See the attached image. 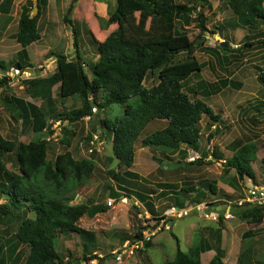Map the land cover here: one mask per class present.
<instances>
[{"label": "trees", "instance_id": "16d2710c", "mask_svg": "<svg viewBox=\"0 0 264 264\" xmlns=\"http://www.w3.org/2000/svg\"><path fill=\"white\" fill-rule=\"evenodd\" d=\"M207 1L199 0V4L191 6L175 0H116V7L113 4L114 8L111 7L108 11L107 27L111 33L98 44L99 58L90 65L92 75L89 76L85 71L87 63L82 59L75 39L76 58L68 59L63 54L55 53L57 71L47 78L26 81L24 84L27 85L28 97L42 98L45 103L52 105L54 88L60 85L61 101L80 98L81 106L65 108L64 116L59 115V119L71 125L87 117L95 119L100 115V125L92 126L93 133L84 141L89 146L90 142L96 146L101 145L100 138L105 135L112 147L114 158L118 161L119 169H124V174L128 177L135 176L132 167L135 164V147L139 140L142 148H160L162 151L173 152L185 146L187 149L197 150L202 139L203 118L207 117L212 123L221 121V116L205 101L192 99L183 90V84L190 76L203 71V64L194 56L195 49L200 47L204 52L220 58L219 51L205 46L207 42L205 35L215 33L209 30L207 25L209 17L203 11ZM225 1L232 13L244 21L245 26L252 29L264 24V0ZM47 3L48 0H39V12L33 18L29 14L33 7L32 1L22 12L16 35V40L22 46L16 67L21 70L31 66L27 48L41 38L39 20ZM208 8L211 9V6L208 5ZM194 14L197 15L199 29L197 41L191 40L187 32L179 31L176 25L174 26V23L181 19L189 24ZM148 20H151L152 28L145 25ZM64 21L72 24L67 16L64 17ZM134 27L140 30L142 35L134 31ZM256 44H264V39L247 42L245 47ZM221 45L223 52H231L226 41ZM183 54L186 59L178 60ZM9 68V62L0 60V72L5 73ZM156 72L157 85L147 88L146 79ZM9 81L8 76L0 77L3 96L9 89ZM259 81L264 84V71L260 73ZM226 83L228 82H223V85ZM2 102L8 109L18 113V120L21 119L24 125L30 126L37 138L28 144L19 143L8 140L0 131V222L6 223V219L12 221L21 219L13 239L7 242V247L3 248L4 245H0V264L13 262L15 254L14 262L17 263L23 255L20 246L24 245L28 249L25 264L73 262L79 264L78 259H68L70 262H66L58 253L56 241L62 234H85V230L79 226L80 220L88 214L104 212L108 208L103 205L91 208L88 201L76 200L78 190L86 186L94 175L97 150L92 146L94 152L90 158H76L70 150L76 133L64 127L62 130L65 136L61 143L68 150L55 158H49L48 149L53 142L50 137L55 133L48 122L49 117H54L49 113L52 111L48 112L47 107L8 95L2 98ZM113 106H120L123 111L121 115L109 119L104 113ZM13 119L17 120L16 114L13 115ZM157 119L167 121V126L141 138L145 128ZM212 138L214 134L208 136V140ZM78 148L82 149L81 146ZM257 152L256 143L249 141L242 146L239 143L236 153L226 161L224 174L234 169L240 180L248 176L256 182L252 162L256 160ZM223 155L219 148L215 149L216 159H223ZM9 156L15 157L12 167H9L6 161ZM262 164L264 165V158ZM109 173L113 177L117 175L116 172ZM128 182H123L124 185L118 187L134 195L133 191L125 187ZM158 187L165 189L163 195H168L172 185L158 184ZM195 188L181 187L178 195L172 192L171 196L167 197H170L174 204L168 208L175 207L179 211H188L190 208L184 203L188 201L191 189ZM110 191L111 196L118 200L119 194L112 186ZM184 195L188 197H182ZM244 205L235 215L238 220L248 224L264 222V205L251 203ZM146 207L153 208L148 202ZM207 212L211 213L210 210ZM31 214L34 218L30 217ZM153 215L154 221L151 220L150 223L154 224L139 227L132 242L142 238L144 231L155 229L161 220L165 219L157 217L154 213ZM219 219L222 229L224 218L220 216ZM221 229L218 232L219 241L222 238ZM248 233L249 236L245 235V238L252 237L253 233L251 231ZM88 235L93 236L91 233ZM173 238L177 245L176 254L173 260L167 261L166 264H201V254L205 250H211L208 245L205 244L204 248L197 243V246L186 253L182 250L180 239L174 234ZM151 246V242L146 243L147 249ZM215 250L216 254L209 264H224V250L218 244ZM246 250L247 247L244 249L243 246L240 258L244 257V260L248 255ZM104 258L93 254L84 256L82 260L96 259L101 262L100 264H104ZM240 258L239 264L250 262L249 258L246 263ZM147 261V264H152L149 259Z\"/></svg>", "mask_w": 264, "mask_h": 264}, {"label": "rangeland", "instance_id": "374dc122", "mask_svg": "<svg viewBox=\"0 0 264 264\" xmlns=\"http://www.w3.org/2000/svg\"><path fill=\"white\" fill-rule=\"evenodd\" d=\"M175 1L178 3L189 4L191 6L194 4H199V0ZM65 3L67 6L62 5V8L64 9L61 11V6L58 8L54 6L52 8L50 12L52 22L49 20L45 26V38L30 46V53H33L31 55L32 58H30V69L34 70L36 73L34 72L35 74L27 80H37L53 75L57 71V62L56 59H51H53L56 54H63L68 59H72L71 57L73 56V59H75V39L79 45L82 59L87 63L84 67L85 71L89 76L92 75V69L90 65L96 62L99 58L98 44L109 33H111L107 27V20L109 19L108 11L111 7H116V0H68ZM100 3H105L106 5L102 4L103 8L101 9L98 6L101 5ZM208 5L211 6V9L208 8ZM106 6L108 11L103 14L102 12L106 10ZM228 9L229 8L225 0L207 1L203 11L209 17L207 22L209 30L214 31L215 33L212 34L211 32L210 34L205 35L207 39L205 46L219 51L220 58L218 59L214 55L204 52L200 47L195 49L194 56L203 64V71L190 76L188 78L189 80L183 84V90L190 95V98L202 99L207 104L208 102L209 104H212V102L224 96V94L230 98L235 96L239 100H246L251 97L257 99L258 96H264V84L259 81V75L262 71H264V44H256L252 47H245L246 42H252V40L249 39L250 36L247 35L252 31H248L245 28L247 26L244 25V21L241 20V18L239 19V17L235 16L234 13L229 14L230 12ZM65 16L70 18V22L72 24L66 23L63 20V17ZM196 18L197 15L194 14L190 18L189 24H186L184 19H181L176 21L174 26L176 25V28L179 31L187 32L191 40L197 41L199 40V29ZM221 19L223 20L219 21ZM48 24H50V28H48ZM145 25H150V28H152L151 20L146 21ZM133 30L141 34L140 30L138 31L136 27H134ZM252 39L255 41L259 39L263 40L264 37L257 35ZM224 41L229 44L231 52L222 51L221 48L223 46L221 44ZM245 58L248 59L246 66L243 65ZM45 59L47 60L43 62ZM180 59L185 60V54L180 55L178 60ZM16 62L17 61H9L10 68L5 73L0 72V77L12 75V68L16 67ZM21 80H24V78ZM25 82L26 80L23 81L25 88L24 86L18 85L17 81L11 83L9 89L4 92V96L0 89V131L5 138L25 144H28L37 138V135H35L30 126L24 125L21 119L18 120V113H15L14 110L11 111L3 104L2 98H5L6 95H8L18 99L21 98L38 106L47 107L48 112L52 111L49 113L50 115H54V117H49L48 122L50 125H52V129H54V126H60L61 130L58 131V136L53 138V142H51L49 146V158H55L57 155L68 150V148L61 143V139H64L65 136L62 130L64 127L69 128L76 133V137L72 140L73 147L70 148L76 158H90L94 152L92 146L97 150L96 170L93 177L87 182L88 184L84 186L80 197L81 195H84L83 198H87L86 201L89 202L91 208H95L98 205H103L104 207L107 206L108 208L105 209L104 212L100 211L96 212L95 214H88L82 218V220H80L79 226L85 230V234L81 235L68 233L59 236L60 238H58L56 241L57 250L65 261L67 259H78L79 261H82L84 256L97 254L98 257H100V255L105 257L103 262L104 264H139L140 261L142 262L141 264H144L146 259L152 260L154 264H166L167 261L164 263L165 259L172 258L173 256L175 257L176 254L177 245L173 238V234L180 239L182 250H185L186 253H189L195 246H197V243L205 248V241H213L212 238H209V235L214 234L221 229L219 225V217L222 216L224 219L228 218L230 220L233 230L236 228V232L234 233L235 245L233 250H237L238 247L240 249L242 245L244 246V249L247 247L246 251L248 255L245 256V260L243 259L244 257H241L240 260L243 259L246 263L249 258L250 262L247 264H264V222L261 224L249 225L233 216L234 211L235 214H237L239 209L245 206L244 199L246 197L244 199H239L236 203L234 202L233 205L231 204L230 208H232V211L230 213L226 214L227 207L226 209L225 207H221L220 210H213L215 212H207L206 207L209 208V205L205 203L214 202L216 198L212 197V195H214V191L212 190L214 185L217 186L219 184L218 181L228 184L227 180L232 178V175H229V173L232 171H234L233 174L235 173V175H237L234 169H230L228 173L224 174L225 166H223V164L221 165L222 169H220L218 172H216V170L213 168L210 170L213 174L217 175L218 173V176L221 175L222 179L217 178L205 181V186L202 187L200 193H202L204 197L205 195L207 196L208 193V196L210 197H199L201 202H204V205L200 203L202 206H200V210H193L188 217H184L183 219H168L167 222L169 223L170 229L166 230L165 227H163L160 231L156 232L155 236L150 237V242L155 243L152 244L149 249L145 248V250H142L138 253L135 252L133 255L125 256L122 263H119L117 260H112L111 262V259H113L111 254L113 252L116 253L118 249H121L128 241L132 242L139 227H145L149 225L151 220H153V213L159 218L167 216V212L170 209L168 207L171 204H174V201H170V197H167L170 193H172V191H170L168 195H163L165 189L158 187V184L160 183L158 177L156 176L157 174H160V170L158 168L156 170L157 173L154 174L152 178H147L146 169L151 161L150 153L148 151L149 149L146 151L147 162L145 157L140 156L141 152H139L138 160H136V166L132 167V172L135 173V176H125L124 169H119L118 161L114 158L112 147H110L105 135L101 136L100 138L102 141L101 145L96 146L90 142L91 146H89L85 143L88 135L93 133V131H91L92 126L100 125V115L95 119L87 117L78 123L69 125V123L66 121H61L59 119V115L64 116L65 108L71 109L81 106L80 98H69L64 102L61 101L59 98V85H56L53 96L54 104L49 105L45 103L42 98H29L28 94L26 93L27 85L24 84ZM223 82L228 83L223 85ZM157 83L158 73L156 72L155 75H149L145 81V86L147 88H151L154 85H157ZM260 87H263L262 91H260ZM216 102L218 103V114L221 116H226V114L229 113V115L232 117H230L229 121L225 120L226 118L221 120L219 123L221 125V130L219 129L220 132L214 135V140H217L222 144H226L229 142V138L236 139V141L240 143V146H242L246 140V137L251 136V131L258 135L257 125L252 124V120L249 119L251 116H244V114L247 112L244 110L246 107L234 108V102L226 103L225 100H217ZM122 111L123 110L120 106H113L105 111L104 116L109 119H113L116 116L121 115ZM14 114H16L17 120L13 119ZM238 115L240 116L239 118ZM208 121L210 122L207 117L205 121L202 120L201 123L203 128H205V126H209ZM156 123L157 122H152L150 125H148L142 132L141 138L164 128ZM203 132V140L199 145L200 147L206 144L207 131ZM261 138H264V129L262 134H259L257 137L253 138L259 150L258 158H256L254 161L255 163H252L256 175V182L250 178H247L248 176H245V178H247L245 180L247 181L245 182V185H247L246 192L248 187L254 185H259V187L264 186V165L262 164V160L259 161V158L263 159L264 157V140H261ZM140 144L141 141L139 140L137 143V149L141 148L139 146ZM79 146H81L83 149H79ZM150 149L153 150L152 154L155 155V157L163 156L161 154L162 150L160 148ZM14 160V156H9L6 159L9 167L14 165ZM198 162H196L198 165L197 167L205 164L204 161H201L200 163ZM188 166L190 167L191 165ZM140 167L143 168L138 169ZM109 171L116 172V177L111 176ZM162 171H165V169ZM188 177H190V175L184 173L183 178L180 179L182 181L183 187H197V185H199L198 183L191 184L192 181L190 182ZM144 178H147V182L150 180L151 182L149 184H145L143 182ZM126 181L129 182L127 185H125V187L130 189V191H133L134 195L125 192L118 187L123 186V182ZM110 186H112L114 191L119 194L118 200L117 198L111 196ZM144 190H150L153 192V196L155 197L151 198L147 196V192H144ZM160 190L163 191L160 192ZM160 193V197L156 198ZM140 195L145 197V200H148V203L152 205L153 208L151 210V214L142 215V212L144 211V205H142V203L145 201L143 197L142 199L139 197ZM236 195L238 196V194ZM109 200H114V206H108L107 203ZM2 202L3 201H1V203ZM125 204L126 206H119ZM125 207L128 208V213L127 210H124L123 216L119 217L115 214L112 216L113 210L119 208L118 211L122 212ZM147 209L150 210L149 208ZM201 211L203 214L199 215ZM204 211L207 215L204 213ZM208 214H211V216L209 217ZM27 217H29V215H27ZM30 217L34 218L33 214H31ZM20 222V218L14 221L11 219H6V223L0 222V245H4L3 248H6L7 242L13 239ZM153 224L154 223H150V225ZM192 224L199 226V228L194 230V234L191 233L190 230ZM200 228L206 230L202 231ZM247 228L253 230L251 233L254 232V234L251 235L252 237L245 238L244 236L243 238L242 233L244 230H247ZM223 229L224 226L221 231ZM89 233H91L93 236L88 235ZM240 236H242V239ZM254 237H256L255 240ZM20 250V252L23 253L22 258L17 263H15V254L13 262L10 261L8 264H25L28 249L27 247L25 248L24 245L20 246ZM227 251L229 252L228 259L237 261L238 254H231L230 246L227 248ZM241 254L242 248L240 255ZM206 259L207 258H205V260Z\"/></svg>", "mask_w": 264, "mask_h": 264}, {"label": "crops", "instance_id": "0c3cea01", "mask_svg": "<svg viewBox=\"0 0 264 264\" xmlns=\"http://www.w3.org/2000/svg\"><path fill=\"white\" fill-rule=\"evenodd\" d=\"M30 1L33 2V0H0V60H2V61H5V62L18 61V53L22 50V46L16 40V35L19 31L20 19H21L22 12L25 8L29 7ZM66 1H68V0H48L47 6L43 10L41 18L39 20V29H40V35H41V38L39 40L45 38L44 37L45 36L44 30L46 28L45 26L48 23V21L50 20V22H52L51 15H50L52 8L54 6L57 8L59 6H61L60 7V11H61L64 9V8H62V5L63 6L66 5V3H65ZM100 4L101 5H98V6L101 9L103 8L102 4L106 5L105 3H100ZM34 7H35V5L33 2L32 9ZM31 10H30V12H31ZM228 10L230 12L229 14H232V11L230 9H228ZM107 11H108V8L106 6V10L102 13L105 14V12H107ZM30 12H29V14H30ZM63 20H64V17H63ZM222 20L223 19H221L219 21H222ZM48 28H50V24H48ZM245 28L248 31L249 30L252 31L251 33L247 34L248 36H250L249 39L252 40V42L255 41L252 38H255V36H257V35L264 37V24L257 25L255 28H252V29H249L250 27H245ZM248 36H246V37H248ZM248 42H250V41H248ZM35 43L36 42H34L33 45ZM30 46L27 48V52H28V56H29V61L31 63L30 58H32L31 55L33 53L32 54L30 53V49H31ZM71 58L73 59V56ZM55 59L56 58L54 57L51 60H55ZM46 60L47 59L43 60V62H45ZM247 62H248V59L245 58L244 63L243 62L242 63H243V65L246 66ZM262 90H263V87H260V91H262ZM29 98H31V97H29ZM31 99H33V98H31ZM217 100H220V101L225 100L226 103H233L234 102L235 103L234 108L235 107L236 108L246 107L244 110L247 112L244 114V116H246V117L251 116L249 119L252 120V124L257 125L258 135L263 133V129H264V96H258L257 99L251 97V98H248L246 100H239L235 96L230 98L224 94V96L218 98ZM216 101L212 102V104H209V102H208V104L210 107L213 108L214 112L216 114H218L219 113V111L217 109L218 103ZM230 117H232V116H230L229 113H227L226 116L225 115L221 116V120L226 118L225 120L229 121ZM239 117L240 116L238 115V118ZM255 118L257 119V121H254V120H256ZM233 119H234V117H233ZM203 120L205 121L206 117H204ZM153 122H157L156 124H158L159 126L164 127V128L168 124V123H166L165 120H158V119L154 120ZM219 123L214 124V123H210L208 121L209 126L208 127L205 126V128H203L202 139L200 140L198 145H200L202 143L203 134H204L203 131H207L206 144L202 147L198 146L199 148L197 150L187 149L185 146H182L181 148H179L178 150L173 151V152H168V151L164 150L161 152V154L163 155L162 157H155V155L152 154L153 150H151L150 148H147V147L142 148L141 144H140L139 146L141 148L137 149V145H136V147H135L136 158H135V164L133 166H136V160H138L139 152L144 153V154L140 153V156L145 157V160H146V151L149 149L148 151L150 153L151 161L149 164L147 163L148 164V167L146 169L147 178L148 177L152 178V176L157 173L156 170L158 168L160 170V174H157L156 176L159 179V182H160L159 184H162V185L163 184H170V185H172V188L170 189V191H172V192L176 191L174 193H177V195L180 194L179 189L181 187H183L182 181L180 179L183 178L184 173L189 174L190 177H188V178H189L190 182L192 181L191 184L192 183H198L200 186L197 185V187L195 189H191V193L188 195L189 197L185 196V195L182 197H188L187 198L188 201L185 202L184 205L185 206L187 205V207L192 208L195 211L196 206H199L200 203H202V204L204 203V202H201L199 197H203V198H209L210 197V196H208V193H207V196L205 195V197L203 196L202 193H200V190H202V187L205 186V184H204L205 181L211 180V179H217V178L222 179L221 175H220L221 176L220 177V176H218L219 175L218 173H217V175L213 174L210 170L213 168L216 170V172H218L220 169H222V166H221L222 160H224V159L229 160L230 158L233 157V155L238 150V144L239 143L236 141V139L229 138V142L226 144H224V143L222 144V143L218 142L217 140H214V138L211 140H208V136L210 134L215 135V134H218L220 132L218 130L221 128V125ZM53 128L55 130V133L52 135V137L56 138L59 134L58 131L61 130L60 129L61 127L60 126H54ZM258 135L255 132L251 131V136L246 137V140L244 143L249 142V141L255 143V140L253 138L257 137ZM251 139H253V140H251ZM261 140H264V138H261ZM217 148H219V151L224 154L223 159H216L215 157H213L212 151H214ZM189 151L197 152L201 156V160L204 161L205 164L200 165V167H197L198 166L197 163L192 164V163L188 162L187 161V155H188ZM258 153H259V150L257 152V158H258ZM260 160H262V159L259 158V161ZM146 162H147V160H146ZM188 165H191V166L189 167ZM142 168L143 167H140L138 169H142ZM164 169H165V171H162ZM223 169H224V167H223ZM233 172L234 171L229 173V175H232V178L227 180L228 184H225V183L218 181L219 184L217 186L214 185V187L212 189L214 191V195H212V197L213 198L216 197L215 201L205 203V204L209 205L208 210H210V212H215V211H213L215 209L220 210L221 207H225V209L227 207L226 214L230 213L232 211V208H230V205L231 204L233 205L234 202L236 203L239 199H241V198L244 199L246 197L248 190L246 192V189H247L246 186L247 185H245V182H247V181H245V180L247 178H244V181L241 182L239 177L237 175H235V173L233 174ZM147 178L146 179L144 178V180H143V182L145 184H149L151 182V180L147 182ZM239 180H240V182H239ZM212 181H214V180H212ZM83 189H84V187H82L78 190L77 197H76L77 201L78 200L82 201L83 199H84V201L87 200V198L86 199L83 198L84 195H81V197H80V194L83 191ZM248 189H249V187H248ZM162 191L163 190H160V192H162ZM144 192H147V196H149L151 198L155 197V196H153V192H151L150 190H144ZM171 194L172 193H170L169 196H171ZM236 194H238V196ZM160 195H161V193L156 198H159ZM139 197L142 199L143 196L140 195ZM143 199L145 202H143L142 205H145V206L143 208L144 211L142 212V215L151 214L152 208H150V210H148L146 207V203L148 202V200H145V197H143ZM119 206H126V204L125 205H119ZM119 206H116V207H119ZM118 209H115L112 211V216H113V214H115L119 217L123 216L124 210H127V213H128V208H126V207L122 210V212H119ZM216 212H218V211H216ZM202 214L203 213L201 211L199 215H202ZM235 215L236 214L234 211L233 216H235ZM227 220H229V219L228 218L223 219L224 229L222 230L221 241H219V239H218V232L219 231H217L214 234L209 235L210 236L209 238H212L213 241H211V242L205 241L206 242L205 244L208 245L211 250H207V251L205 250V252H203L201 254V264L210 263V261L213 259V257L216 254L215 247L217 246V244L220 245L221 249H223L225 252V256L223 258L224 264H227V262H228V264H239V258H240L239 255L241 253V248L243 247V245L241 243L242 246L240 249L238 247L237 250H235V249L233 250V247L235 245L234 233L236 232V228H235V230H233V226L230 223V220L229 221H227ZM249 225H251V224H249ZM197 228H199V226L192 224V226L190 227L191 233L194 234V230ZM204 228H208V227H204ZM211 229H213V228H211ZM201 230L205 231L206 229L202 228ZM250 231H253V230H251L250 228H247V230L243 231L242 236H245V235L249 236L248 232H250ZM252 233L254 234V232H252ZM242 236H240L241 239H242ZM255 239H256V237H254V240ZM154 243L155 242H153L152 244H154ZM229 246H230L231 254H238L237 255L238 256L237 261L232 260V259H230V260L228 259L229 252L227 251V248ZM173 258H174V256L172 258H166L164 263L166 261L173 260ZM205 258H207V259L205 260ZM112 260L113 259H111V262H112ZM150 262L152 264H154L152 260H150ZM141 263L142 262L140 261L139 264H141ZM147 263H148V261L145 260L144 264H147ZM130 264H132V263H130Z\"/></svg>", "mask_w": 264, "mask_h": 264}, {"label": "built area", "instance_id": "2783aa9c", "mask_svg": "<svg viewBox=\"0 0 264 264\" xmlns=\"http://www.w3.org/2000/svg\"><path fill=\"white\" fill-rule=\"evenodd\" d=\"M12 71H13V75L15 77L21 78V74H24L26 77H30L29 74L25 71L20 72L18 69H12ZM17 82H19V81H17ZM198 158H199L198 155H196L195 153L192 152V153H189L188 161L189 162H196ZM244 202L255 204V205H264V187H254V188L250 189L247 192V196L244 199ZM107 204H108V206H114L115 202H114V200H109ZM240 204H242V203H240ZM188 213H189V210L188 211H179L177 208L172 207L167 212V215H168V217H172V218H183V217L187 216ZM208 216L210 217L211 214H208ZM163 227H165V229H168V226L166 224V219H163L161 221V223L155 229L144 231L142 238H140L134 242L128 241L121 249H118V251L116 253L113 252V254L116 256V260L119 263H122L123 258L125 256L133 255L135 252L145 250L146 243L151 241L150 237L155 236L156 232L160 231ZM66 262H70V261H68V259H67ZM93 263L96 264L95 261H90V262L81 261L79 264H93ZM70 264H77V263L73 262Z\"/></svg>", "mask_w": 264, "mask_h": 264}, {"label": "clouds", "instance_id": "9594fccd", "mask_svg": "<svg viewBox=\"0 0 264 264\" xmlns=\"http://www.w3.org/2000/svg\"><path fill=\"white\" fill-rule=\"evenodd\" d=\"M12 69H18L20 72H27L28 74H29V76L31 77V76H33L36 72L34 71V70H32V69H30V68H26L25 70H21V69H19V68H17V67H14V68H12ZM30 70H32L33 71V73L32 72H30ZM35 72V73H34ZM5 76H8L9 78H10V81H9V87H10V85H11V83H13V82H16V81H19L18 82V85H20V86H24L23 85V81H29V80H27V79H29L30 77H25V75L24 74H21V78H19V77H15L14 75H13V73H12V75H5ZM24 76V77H23ZM22 78H24V80H21ZM24 88H25V86H24ZM25 90V89H24ZM219 130V129H218ZM50 139H52V136L50 137ZM195 153L196 155H198V159H197V161L196 162H198V161H202L201 160V156L197 153V152H195V151H189L188 152V155H187V161H188V157H189V153ZM214 152H215V150L214 151H212V155H213V157H214ZM264 158V157H263ZM226 161L227 160H222V164L225 166V164H226ZM189 162V161H188ZM196 162H190V163H195L196 164ZM245 178V177H244ZM247 178H249V177H247ZM252 180V179H251ZM242 181H244V179L242 180ZM254 187H259V185H254V186H251V187H249V189H248V191L250 190V189H252V188H254ZM262 187H264V186H262ZM201 205H199V206H197L196 208H195V210L196 209H199L200 210V208L202 207H200ZM171 209V208H170ZM206 209L208 210V207H206ZM194 209H192V208H190L189 209V213H188V215L190 214V212H192ZM204 213H205V211H204ZM206 214V213H205ZM187 215V216H188ZM187 216H185V217H187ZM184 218V217H183ZM183 218H172V217H168V215L165 217V219H166V224H167V226H168V229H166V230H169L170 229V227H169V223L167 222V220L168 219H183ZM220 218V217H219ZM219 221H220V219H219ZM140 252V251H139ZM138 253V252H137ZM112 256H113V260H116V256L112 253L111 254ZM100 258H104V257H102L101 255H100ZM82 261H85V260H82ZM92 261H95L97 264H100L101 262L99 261L98 262V260H92ZM81 262V261H80ZM87 262H90V261H87Z\"/></svg>", "mask_w": 264, "mask_h": 264}, {"label": "water", "instance_id": "95a60500", "mask_svg": "<svg viewBox=\"0 0 264 264\" xmlns=\"http://www.w3.org/2000/svg\"><path fill=\"white\" fill-rule=\"evenodd\" d=\"M33 2H34L35 7L30 12L31 18L35 17L37 15V13L39 12V0H33ZM30 72L33 73L32 70H30Z\"/></svg>", "mask_w": 264, "mask_h": 264}]
</instances>
